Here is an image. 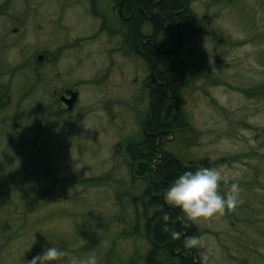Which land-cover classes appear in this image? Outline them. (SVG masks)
Segmentation results:
<instances>
[{
    "label": "rangeland",
    "instance_id": "obj_1",
    "mask_svg": "<svg viewBox=\"0 0 264 264\" xmlns=\"http://www.w3.org/2000/svg\"><path fill=\"white\" fill-rule=\"evenodd\" d=\"M200 3L206 10L205 0ZM226 4L227 8L216 14L218 17L210 26L238 42L225 45L227 51L221 48L218 58H209L212 64L208 68L215 71L219 80L229 81L236 70H241L242 88L231 90L206 83L210 95L205 96L200 89L197 98L183 103L192 132L176 140L172 138L175 142L171 146L182 145L184 154H179V158L183 162L208 159V167L222 168L226 177L221 183L222 195L234 182H239L243 189V203L235 211L192 222L197 227L193 236L203 241L201 247L194 248L198 253L194 264H199V259L204 263L206 260V264H264V0H228ZM78 16L67 7L60 11L59 20L71 27L70 22ZM255 24L259 34L252 42L247 39ZM88 26L84 24L82 31ZM197 45L196 53L202 55L203 41ZM197 85L205 88L203 83ZM97 93L85 95L90 99L87 103L95 101ZM8 105L0 103L4 115L13 111H8ZM110 108L118 115L122 113L117 105ZM24 112H16L20 120H24ZM238 120L241 123H236ZM93 126L88 122L85 127L52 130V137L67 131L77 138L71 139L62 153H46L33 147L17 153L0 152V264H25L43 247L55 243L59 248L66 240L63 250L67 256L54 264H70L71 257L84 259L92 252L99 264H140L149 239L131 230L128 224L126 230L122 225L118 227V217L124 220L126 211L127 222L133 218L128 206L117 205L116 196L128 192L130 187L134 194H140L144 188L140 185L135 190L128 183L133 176L126 165L127 157L119 156L121 150L116 146L122 136L109 123L101 130L108 132L106 135L98 127L93 133ZM227 130L231 134L226 135ZM29 135L25 132L28 137L24 141L20 138L19 143L29 142ZM38 137L45 142L48 134ZM169 148L165 145V150ZM36 165L52 174L44 179L47 172ZM68 173L71 178L66 177ZM87 178L90 180H84ZM40 195H48L46 203L25 199ZM124 201L128 202V198ZM107 221L114 224L105 231Z\"/></svg>",
    "mask_w": 264,
    "mask_h": 264
},
{
    "label": "flooded vegetation",
    "instance_id": "obj_2",
    "mask_svg": "<svg viewBox=\"0 0 264 264\" xmlns=\"http://www.w3.org/2000/svg\"><path fill=\"white\" fill-rule=\"evenodd\" d=\"M136 1L138 5H135ZM151 1L38 0L32 3L31 0H17L18 7L25 5L32 14L27 16L28 12L21 9L10 13V17L0 14V40L3 41H0V51L4 52L6 62L19 61L13 57L17 54H9V51L20 48L16 43L22 37L23 41L39 43L35 44L40 48L36 57L39 61L45 60L48 68V76L42 75L47 99L41 106L34 103L31 107L30 130L38 131V136L49 131V138L40 142L38 137L36 145L43 143L45 147L42 150L46 153L58 148L62 152L71 139L77 138L67 131L52 137V130L62 131L68 123L74 127H85L90 122L95 125L93 133L96 134L98 127L106 135L108 132L101 130H105L106 123H109L122 136L116 141L117 148L121 150L118 155H126L132 180L148 176L149 186L164 181L161 175L164 168H171L174 175L180 176L185 171L204 166L195 164L194 158L176 162V165L166 162L165 143L173 137H166L170 130L163 128L166 115L163 108L173 106L170 119L178 120L182 103L197 98L200 89L204 90L205 96L210 95L206 83L231 90L242 88L236 81V77H242L241 70H236L234 78L229 81L219 80L215 71L208 68L212 64L209 58L220 56L218 41L231 37L229 34L219 36L222 34L210 26L211 15L222 12L218 4L207 12L200 0H185L183 4H178L180 0H174V3L173 0L171 3ZM149 2L150 11L147 13ZM170 5L179 9L165 8ZM254 6L256 8V4ZM67 7L79 15L70 22L71 27L59 20L60 11ZM136 10L152 20L148 29L143 31L140 23L137 29L132 27V20L140 19ZM197 10L201 22L195 31ZM84 24H89L86 31H82ZM163 29L169 33L160 35L158 32ZM35 34L40 42H35ZM202 41L203 54L197 55V44ZM20 54H24L23 49ZM197 83H203L205 88L198 87ZM94 92H98L96 100L87 103L90 99L85 95ZM0 98H3V104L11 101L10 97L2 94ZM211 101L214 102L212 98ZM112 105H117L122 113L118 115L115 109L110 108ZM6 118H1V122ZM236 123H241V120ZM160 192L151 193V197L157 198Z\"/></svg>",
    "mask_w": 264,
    "mask_h": 264
},
{
    "label": "trees",
    "instance_id": "obj_3",
    "mask_svg": "<svg viewBox=\"0 0 264 264\" xmlns=\"http://www.w3.org/2000/svg\"><path fill=\"white\" fill-rule=\"evenodd\" d=\"M38 0H31L32 3H37ZM156 0H152L151 2H154ZM171 3V0H166ZM185 0H180V3L183 4ZM206 1V10L207 12H211L212 8H215V6L218 4L220 9L222 11L227 8V1L228 0H205ZM151 2H149L146 6V12L149 13L150 11V5ZM4 3V4H1ZM174 3V0L172 1ZM135 5H138V2H135ZM176 5V4H174ZM233 5V2L231 3ZM166 9L171 10H177L179 9L178 6H168L165 7ZM23 10L26 13L27 16L32 14V10H29L24 5L23 7H18L17 0H0V14H3L7 17H10L12 13L18 12L19 10ZM136 15L140 18L136 21L132 20V27L138 28V24L140 23L139 27L144 31L145 29H148L152 25V20L146 19L143 15L139 13L138 10H136ZM9 13V15L7 14ZM11 13V14H10ZM218 13V12H217ZM218 15L212 14L211 18L212 21H214ZM133 19V18H132ZM195 31L198 29V24L201 22V18L199 16L198 10L195 14ZM254 22V21H253ZM127 23V22H125ZM1 27V26H0ZM160 35L163 33H169L168 30L163 29V31L158 32ZM220 33V32H219ZM256 34H259L256 29V24L251 30V35L247 40H253V37H256ZM224 36V35H219ZM35 42H40L37 34L34 35ZM30 40V39H27ZM3 42L2 40H0ZM238 41L234 40L231 37H223L218 41V45L221 46L224 50H228L225 45H232L237 43ZM17 46L20 48L15 49L13 51H9L10 53H14L17 55H14L13 57H17L19 61L17 63H8L6 62L5 57L3 56L4 52L0 51V94H2L4 97H10L11 101L9 102V105L7 106L8 111L13 110L10 114L4 115L2 110H0V116H7L6 120H9L8 123L2 120L0 126V152L3 153L4 151L7 153L9 151H13V153H16L21 150H29L28 148L33 147L37 148L38 150H41L45 147L43 143L40 144V146L36 145V141L38 140V131H31L30 130V110L34 103H36L37 106H41L43 101L45 99V92L46 91V85L45 84V78L42 77V75L45 73L46 76H48L47 72V65L45 63V60L39 61L36 57V52L40 51V48L35 45L39 43H31L29 41H23V38L20 37V39H17ZM242 44H246L245 42ZM35 45V46H34ZM134 48V47H133ZM24 50V54H20V50ZM133 52L136 53V51ZM218 53V52H216ZM202 60V59H201ZM201 61L197 62L200 63ZM181 68V65L178 66ZM242 77H236L237 85L242 86L241 84ZM166 85L164 86V88ZM241 92L243 89H240ZM253 90V89H252ZM3 98H0V103H2ZM167 101V100H166ZM5 104H3L4 106ZM3 106H0V109H2ZM170 108L172 107H165L166 115L165 120L163 121V128L164 130H170L169 133H166V137H173L175 140L178 136L184 137L185 134L191 133L192 129L190 128V122L188 121V116L185 113V110H183V103L180 105V111H182L180 118L178 120H171L170 119ZM16 110H22L24 112V120H20L18 116H16ZM69 129L74 128L73 125L68 123ZM20 129V131H18ZM26 134H30L29 137H31L29 142L25 143H19L20 138H23V141L28 136H25ZM33 132V133H32ZM49 132V131H48ZM48 132H44L48 134ZM33 134H36V136L32 137ZM231 134L227 133L226 135ZM16 136V138H15ZM49 138V134H48ZM167 141L165 144L166 146H170L169 149L165 150L164 159L166 162H171L172 164L176 165V162L179 163V161H182L181 158H179V154H184V148H182V145H172L175 141ZM185 147V145H184ZM189 148L190 146H187ZM28 152V151H27ZM57 152H61V149L58 148ZM121 156V155H120ZM61 157L60 155L58 156ZM183 162V161H182ZM204 162V161H203ZM206 163V162H204ZM184 164V163H183ZM39 169H42L44 172H47L46 168H42L41 165H36ZM48 167L47 165H45ZM149 171V170H148ZM141 172V170H140ZM50 175L52 173H46L44 179L48 178L47 175ZM162 179L164 181L162 183H158L156 185L149 186L148 179L146 177L143 179L138 178H132L130 177V181L128 182L129 185H133L135 187V190L137 186L141 187L143 186V190L140 194H134L133 191L130 190L123 191L124 193L117 194L115 204L120 205L122 208L124 206H128L129 210H131L130 215L133 218L130 223L127 222L126 219H128V212L126 211L124 220L118 217L119 220L117 221L118 227L122 225L123 230H126V225L128 224L130 226L131 230H136V232L141 236V234H144V237H147L149 239L148 244L149 247L147 248V252L144 254V256L140 257V264H194L192 258H191V251H195V257L198 258V253L196 249L194 248H186L184 245V238L186 236H193V229H196L194 225H192V222H186L183 220V212L170 204H168L165 201V198L163 196L165 195V191L168 188V186L173 182V179L177 178V174L174 175L172 172V169H166L164 168L162 171ZM61 177V175L59 176ZM67 178H71V173H68L66 175ZM86 181L90 179H84ZM83 180V182H84ZM68 182V181H67ZM91 182V181H90ZM67 186L70 187L69 182L66 183ZM68 187V188H69ZM140 187V188H141ZM161 191L157 198H152L151 193H154L155 191ZM44 194V191H41ZM70 195V194H69ZM80 197V196H78ZM77 197V198H78ZM48 195H44L43 197L37 196V197H31V196H25V199H32L35 202L38 203H46ZM55 198V197H54ZM128 198V202H125L124 199ZM163 198V199H162ZM36 205H34L35 207ZM165 216L167 218H165ZM28 217V216H27ZM122 223H119V221H122ZM114 224V223H113ZM112 222L110 223L107 221L105 226V231L110 230L113 226ZM17 228L16 226H14ZM101 230V229H100ZM95 231V230H94ZM102 231V230H101ZM139 231H142L140 233ZM98 232V231H96ZM93 234V232H92ZM95 234V233H94ZM119 234V233H117ZM122 234V233H121ZM175 234V235H173ZM123 235V234H122ZM147 235H150L147 236ZM75 236H78L75 234ZM75 236L73 238V241H77L75 239ZM21 238H18L20 240ZM67 244V240L62 242V245L60 244L59 248L63 250V247ZM55 246V243H50L49 246L46 247H52ZM65 249V248H64ZM189 249V251L187 250ZM64 251V250H63ZM73 251L75 249L73 248ZM180 252L181 254H178ZM125 263V264H129Z\"/></svg>",
    "mask_w": 264,
    "mask_h": 264
},
{
    "label": "clouds",
    "instance_id": "obj_4",
    "mask_svg": "<svg viewBox=\"0 0 264 264\" xmlns=\"http://www.w3.org/2000/svg\"><path fill=\"white\" fill-rule=\"evenodd\" d=\"M225 180L222 168L200 166L194 171H185L168 186L165 201L179 208L186 222L223 217L243 203V189L239 182L231 183L227 191L221 194V183ZM202 244L203 241L198 236L184 238L186 248H199ZM66 256L67 253L58 247H43L41 252L25 264H54ZM70 264H99V261L92 252L84 259L71 257Z\"/></svg>",
    "mask_w": 264,
    "mask_h": 264
}]
</instances>
